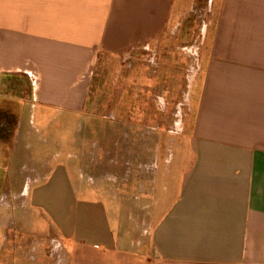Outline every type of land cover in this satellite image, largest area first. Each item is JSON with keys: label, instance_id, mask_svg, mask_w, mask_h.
<instances>
[{"label": "crops", "instance_id": "1", "mask_svg": "<svg viewBox=\"0 0 264 264\" xmlns=\"http://www.w3.org/2000/svg\"><path fill=\"white\" fill-rule=\"evenodd\" d=\"M209 3L194 114L151 167L156 206L132 248L101 204L108 196L81 186L80 170L101 163L69 147L107 134L96 133L104 117L94 111L88 131L75 128L95 63L159 39L177 0H0V264H264V0ZM34 105L54 113L39 119L46 135L35 114L25 119ZM11 203L39 207L44 238L58 242H24L29 233L10 227Z\"/></svg>", "mask_w": 264, "mask_h": 264}, {"label": "rangeland", "instance_id": "2", "mask_svg": "<svg viewBox=\"0 0 264 264\" xmlns=\"http://www.w3.org/2000/svg\"><path fill=\"white\" fill-rule=\"evenodd\" d=\"M177 3L176 16L159 39L141 44L125 55L105 56L95 63L90 101L79 115L80 125L76 123L75 128L88 131V121L92 120L88 114L94 111L91 115L104 117L94 125L96 133L107 134L104 139L85 135L76 140L75 136L69 142V150L79 147L84 150L85 158L105 164L80 170L81 186L90 185L98 194L109 197L107 203L101 201V204L116 219L123 243L133 245L132 248L143 244L148 237L156 206L151 200V167L157 158L160 162L166 160L167 150L174 149L180 143L181 133L187 131L194 114L193 85L195 79L198 81L194 74L199 67V56L207 51L212 35L213 8L209 0H177ZM47 113V117L54 116L53 111ZM33 114L32 126L46 135L47 130L39 123L45 116L38 105L26 110L25 119ZM102 148L106 152L100 155ZM48 150L54 151L51 147ZM143 190L144 198L140 195ZM41 204L45 207V202ZM5 206L11 209L9 224L16 235L19 237L22 230L29 233L24 242H58L55 236L44 238V231L35 221L41 212L39 207L30 205L27 209L28 205L23 203ZM44 207L41 209L46 214ZM98 215L93 222L97 227L102 224Z\"/></svg>", "mask_w": 264, "mask_h": 264}]
</instances>
